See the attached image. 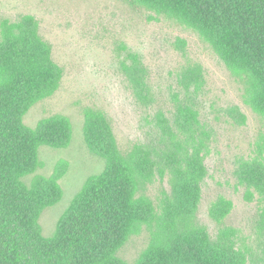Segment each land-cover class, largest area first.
I'll list each match as a JSON object with an SVG mask.
<instances>
[{
    "label": "rangeland",
    "instance_id": "1",
    "mask_svg": "<svg viewBox=\"0 0 264 264\" xmlns=\"http://www.w3.org/2000/svg\"><path fill=\"white\" fill-rule=\"evenodd\" d=\"M26 14L38 19L64 74L60 88L35 104L24 122L34 128L46 117L63 114L73 125L69 146H41L40 165L23 177L31 188L62 172L61 198L39 218L43 236L58 233L88 180L105 170V160L86 141V110L95 108L111 120L127 157L143 152L153 165L139 194L152 201L156 220L126 242L125 259L139 260L155 237L163 243L174 237L165 198L175 197L180 172L201 148L207 173L200 203L191 218L179 215L176 234L203 227L221 243L228 241L223 232L233 230L230 237L245 255L244 264H264V196L240 177L246 163L264 158V116L248 102L245 79L193 28L122 0H0V20ZM129 52L139 54L147 68L148 93L136 91L126 72L124 63H133ZM185 108L195 112L190 122L183 117ZM222 200L232 205L218 217Z\"/></svg>",
    "mask_w": 264,
    "mask_h": 264
},
{
    "label": "trees",
    "instance_id": "2",
    "mask_svg": "<svg viewBox=\"0 0 264 264\" xmlns=\"http://www.w3.org/2000/svg\"><path fill=\"white\" fill-rule=\"evenodd\" d=\"M152 10L196 30L222 62L245 79L248 102L264 116V0H122ZM0 264H244L245 255L224 231L227 242H214L203 228L176 234L179 215L194 216L206 176L201 148L180 172L175 197L166 196L165 218L171 240L155 237L139 260L128 261L121 249L146 226L156 212L150 198L139 194L143 179H151L153 165L143 152L126 156L119 147L106 113L86 110L85 134L92 152L105 160V170L91 177L62 219L54 237L42 234L43 210L60 200V170L31 188L23 177L36 171L41 146L63 148L73 137L70 118L55 114L34 128L25 115L60 88L64 70L55 62L52 45L31 14L16 21L0 20ZM124 63L133 85L148 93L147 68L139 54L129 52ZM194 74L201 77V72ZM195 112L183 109L190 122ZM240 177L264 196V158L246 163ZM143 178V179H142ZM221 201L218 217L231 208ZM195 261V262H193Z\"/></svg>",
    "mask_w": 264,
    "mask_h": 264
}]
</instances>
